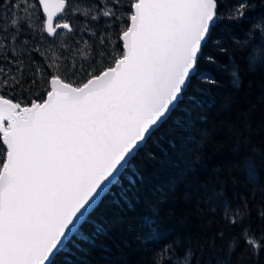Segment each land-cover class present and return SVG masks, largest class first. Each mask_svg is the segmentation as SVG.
<instances>
[{"label": "trees", "instance_id": "16d2710c", "mask_svg": "<svg viewBox=\"0 0 264 264\" xmlns=\"http://www.w3.org/2000/svg\"><path fill=\"white\" fill-rule=\"evenodd\" d=\"M135 2L115 0L85 39L66 18L70 43L55 50L35 32L8 57L13 91L30 107L52 78L78 88L112 68ZM214 4L181 98L49 264H264V0ZM6 153L0 126V173Z\"/></svg>", "mask_w": 264, "mask_h": 264}, {"label": "water", "instance_id": "95a60500", "mask_svg": "<svg viewBox=\"0 0 264 264\" xmlns=\"http://www.w3.org/2000/svg\"><path fill=\"white\" fill-rule=\"evenodd\" d=\"M46 36L67 0H37ZM215 21L214 0H136L112 68L49 92L4 135L0 264H49L181 98ZM0 102V124L10 118Z\"/></svg>", "mask_w": 264, "mask_h": 264}, {"label": "rangeland", "instance_id": "374dc122", "mask_svg": "<svg viewBox=\"0 0 264 264\" xmlns=\"http://www.w3.org/2000/svg\"><path fill=\"white\" fill-rule=\"evenodd\" d=\"M0 100L3 101L4 110H7L11 117L5 120L0 126L4 130V135L14 122V117L25 118L30 107H27L19 97L18 92H14L17 78L14 75V67L9 62V55H15L29 49L28 38L34 36L35 32L43 30V22H39L37 17L38 4L34 0H0ZM105 8L96 0H67V8L60 16L59 20L67 22L66 18L80 16V20H72L73 37H92V27L89 24H97L101 16H106L107 11H112L115 0H101ZM107 10V11H106ZM105 11V12H103ZM104 24L103 20H99ZM68 23V22H67ZM71 25V26H72ZM21 35V37H20ZM26 36L27 38H24ZM55 39V40H54ZM27 40V41H25ZM43 44L54 50L70 43L69 36L65 31H59L55 38L45 37ZM61 80L59 77H55ZM64 82V81H63ZM66 83V82H65ZM68 84V83H67ZM39 105L41 103H35ZM178 264H187L186 260H176Z\"/></svg>", "mask_w": 264, "mask_h": 264}, {"label": "flooded vegetation", "instance_id": "af4514ba", "mask_svg": "<svg viewBox=\"0 0 264 264\" xmlns=\"http://www.w3.org/2000/svg\"><path fill=\"white\" fill-rule=\"evenodd\" d=\"M0 21H1V20H0ZM0 102H3V101L0 100ZM3 106H4V104H3Z\"/></svg>", "mask_w": 264, "mask_h": 264}, {"label": "bare ground", "instance_id": "6f19581e", "mask_svg": "<svg viewBox=\"0 0 264 264\" xmlns=\"http://www.w3.org/2000/svg\"><path fill=\"white\" fill-rule=\"evenodd\" d=\"M52 260V259H51Z\"/></svg>", "mask_w": 264, "mask_h": 264}]
</instances>
